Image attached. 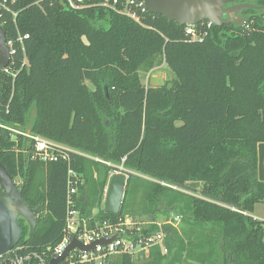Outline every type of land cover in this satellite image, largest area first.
<instances>
[{
    "label": "trees",
    "instance_id": "1",
    "mask_svg": "<svg viewBox=\"0 0 264 264\" xmlns=\"http://www.w3.org/2000/svg\"><path fill=\"white\" fill-rule=\"evenodd\" d=\"M101 2L0 0V24L17 68L0 72V121L90 156L72 154L69 164L31 159L13 150L3 132L1 163L21 180L25 203L41 205L31 233L18 218L14 248L51 259L47 247L64 226L70 167L79 176L74 199L83 217L158 221L174 212L186 224L184 237L165 227L167 253L153 247L136 260L122 254L108 264H264V224L251 215L264 201L257 177L264 9H245L249 20L242 26H203V39L190 40L186 25L161 14L134 9L135 19L123 12L124 0L114 7ZM163 63L174 76L144 86L140 72ZM30 145L20 137L18 148ZM117 166L127 175L124 195L119 212L108 213L105 190Z\"/></svg>",
    "mask_w": 264,
    "mask_h": 264
},
{
    "label": "built area",
    "instance_id": "2",
    "mask_svg": "<svg viewBox=\"0 0 264 264\" xmlns=\"http://www.w3.org/2000/svg\"><path fill=\"white\" fill-rule=\"evenodd\" d=\"M67 2L71 7H79L82 5L83 0H76V2L74 0H67ZM118 2L119 0H103L101 4L114 7ZM134 9L140 12L147 11L142 1L124 0L123 12L135 19H139ZM210 25H212L211 21L201 20L195 25H186L185 33L190 40H202L205 32L201 31L200 28L203 26L209 27ZM7 44L10 46V42H7ZM9 63H11V60ZM2 70L4 73L9 74L8 67ZM3 132H7L10 140L15 142L12 146L13 150L29 152L31 159H39L43 162L63 160L69 164L72 154L90 157L88 154L77 149H68L72 147L63 143L51 140L40 134L31 133L30 131L20 129L2 121H0V152L3 149ZM20 137L28 139V142L31 143L29 148H18ZM118 168L124 169L122 166H117L116 170ZM78 180V174L72 168L68 167L65 222L59 241L52 248L47 247L51 251V258L61 255L73 238L83 245H91L101 239L108 241L106 243L96 242L94 248L87 251L73 248L59 264H108L111 259L122 254L135 255L137 259V257L148 255L153 247H158L162 254L167 253L165 227L167 225L174 226V222L180 220L181 216L179 214H174L173 217L164 221H147L148 225L154 224L158 227L156 231L148 233H145L148 225L137 227L136 225L138 224H132L127 217L123 220L119 219L118 221H111L107 218L95 220L93 218L94 214L88 218L83 217L80 210L75 207L74 197L77 192L76 183ZM91 218L93 219L92 222ZM20 248L18 246L9 251L13 253V257L10 258V255L6 257L5 262L7 261V264H35L32 261L33 259L36 260V264H46L42 255L38 253H36L35 258H31L27 253L19 254L17 250ZM7 254L2 257L7 256Z\"/></svg>",
    "mask_w": 264,
    "mask_h": 264
},
{
    "label": "water",
    "instance_id": "3",
    "mask_svg": "<svg viewBox=\"0 0 264 264\" xmlns=\"http://www.w3.org/2000/svg\"><path fill=\"white\" fill-rule=\"evenodd\" d=\"M142 1L145 9L150 13L161 14L179 25H195L201 20L211 21L214 25L233 23L244 25L249 18L237 14L239 9L263 10L264 4L253 2H240L239 0H137ZM5 32L0 25V69L4 68L11 60V48L4 43ZM4 50L2 51V46ZM257 177L264 181V142L257 144ZM126 175L122 172L110 175L103 201V209L108 213H118L124 195ZM23 185L18 186L9 175L0 161V257L6 255L18 243L21 229L18 218H23L28 226L29 233L36 225V214L40 212L41 205L31 208L22 196ZM101 239L98 243H106ZM83 245L73 238L61 255L51 258L46 264H59L73 248L87 251L94 248Z\"/></svg>",
    "mask_w": 264,
    "mask_h": 264
},
{
    "label": "rangeland",
    "instance_id": "4",
    "mask_svg": "<svg viewBox=\"0 0 264 264\" xmlns=\"http://www.w3.org/2000/svg\"><path fill=\"white\" fill-rule=\"evenodd\" d=\"M16 70H17V68L15 66H12L10 63L9 67H8L9 74L12 75V73H14ZM173 76H174L173 73L167 68V66L164 63L158 67L153 68L150 71H147V72L141 71L140 72L141 81L144 84V86H146V87L147 86L160 85L164 81L171 79ZM68 149L73 150V148H68ZM124 171H125V169L118 168L115 171L114 170L111 171L110 175L113 173H116V172H122L125 174ZM145 178L150 179L148 177H145ZM15 182L17 183L18 186H20L21 180L19 178H17L15 180ZM252 213L254 216L261 219V221H263V224H264V201L257 202L253 207ZM174 214H177V213L171 212L170 214L167 215L166 218H161L158 221H164V219L165 220L169 219L170 217H173ZM126 217L131 221L132 224L137 223L138 224V225H136L137 227H143V226L148 225V223H147L148 220L146 218L140 217V215H135L134 217L130 216V215H126ZM185 226H186V224L184 222H182L181 217H180L179 221L174 222V227L177 229L178 232L182 233L181 234L182 237H184V236H183V232H181V231L186 229ZM36 252H37L36 250H33L29 253L27 252V254L30 255L31 258H35V256L37 255ZM130 256L132 257L133 260H136L135 255H130ZM9 257L10 258L13 257V253H11ZM138 258H140V257H138ZM32 261H34V263L36 264L35 259H33ZM1 264H6V262H4V260H2Z\"/></svg>",
    "mask_w": 264,
    "mask_h": 264
},
{
    "label": "flooded vegetation",
    "instance_id": "5",
    "mask_svg": "<svg viewBox=\"0 0 264 264\" xmlns=\"http://www.w3.org/2000/svg\"><path fill=\"white\" fill-rule=\"evenodd\" d=\"M244 1H248V2H253V3H255V0H239V1H237L236 3H240V2H244ZM244 10H245L244 8L239 9V10L236 11V13L242 15L243 18H247V17H246L247 14L244 12ZM0 25H1V24H0ZM5 42H6V41H5V36H4V43H5ZM1 46H2V49H1V50L3 51V50H4V49H3L4 46H3V45H1ZM9 64H10V63H8L4 68L9 67ZM4 68H1V69H0V72L4 73V71L2 70V69H4Z\"/></svg>",
    "mask_w": 264,
    "mask_h": 264
},
{
    "label": "crops",
    "instance_id": "6",
    "mask_svg": "<svg viewBox=\"0 0 264 264\" xmlns=\"http://www.w3.org/2000/svg\"><path fill=\"white\" fill-rule=\"evenodd\" d=\"M251 215H252L254 218H256V219H258V220H260V221H261V219H259V218H257L256 216H254V215H253V213H252Z\"/></svg>",
    "mask_w": 264,
    "mask_h": 264
}]
</instances>
